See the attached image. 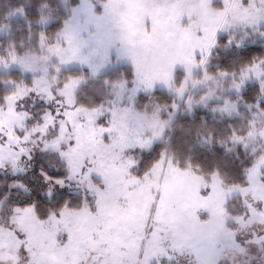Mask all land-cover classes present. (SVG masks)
<instances>
[{
	"label": "snow or ice",
	"instance_id": "1",
	"mask_svg": "<svg viewBox=\"0 0 264 264\" xmlns=\"http://www.w3.org/2000/svg\"><path fill=\"white\" fill-rule=\"evenodd\" d=\"M80 3L72 0L73 14ZM223 4L217 9L214 0L193 4L185 0H95L90 23H95L96 31L88 35H104L97 41L106 53L100 64L92 63V53L81 54L88 40L72 30L71 16L63 20L54 39L44 30L38 33L42 53L38 59L51 63L55 58V72L50 75L45 68L44 75H34L31 84L13 79L4 82L15 85V90L4 95L0 103V116L4 117L0 118V168L10 161L13 174L26 172L20 166L21 157L32 160L33 148L54 152L63 162L64 171L53 174L40 169L39 175L47 185L41 196L48 202H56L61 196L63 199L43 214L37 201L7 205L9 226H0V264H182L184 259L188 264H202L201 253L206 250L210 253L207 264H222L223 257L215 254L221 233L231 237L236 251L248 253L238 237L252 223L251 217L245 219L254 211L253 203L247 200L249 187L242 182L229 183L219 167L206 172L191 157L181 160L172 150L168 134L180 110L175 97L183 100L187 94L186 110L190 114L196 107L209 108L213 98H222L211 87L199 98L190 94L198 86L208 87L209 81L216 85L227 82L228 91L238 93L236 100L224 97V104L213 106L212 112L228 117L242 115L238 104L253 81L258 83L255 99L245 100V104L249 111L255 108L264 113V55L242 63L238 72L209 70L217 48L242 49L251 35H257L264 47V0H223ZM19 11L27 15L23 7ZM50 19L41 15L37 22L46 25ZM240 29L244 35L238 37ZM27 55L19 54L12 45L8 56L0 57V64L5 69L18 65L25 72H35L25 62ZM73 61L81 64V72L65 73ZM122 61H128L129 67L121 69L115 78L105 76L103 86L121 99L124 91L131 90L128 105L120 108L109 101L113 106L106 107L103 100L87 104L80 99L79 93L90 80L100 79L108 65L115 67ZM158 88L166 89L174 98L171 103L157 104L149 122L136 105L143 96L151 100ZM31 93L67 107L64 113L58 109L55 115L45 111L41 117L44 122L31 129L20 124L24 132L21 136L7 117L30 118L29 113H17L16 105ZM81 114L87 118L86 124L78 121ZM61 115L64 119L52 136ZM127 121L138 127H129ZM249 123L254 125L255 121ZM214 140L229 153L236 145L248 148L246 137L235 130L228 138L232 147H228V140H216L211 133L203 143L211 145ZM13 142L19 152L11 148ZM29 143L31 147L22 146ZM154 151L158 152L156 158L151 156ZM246 179L250 182L251 176ZM8 188L33 195V189L22 181ZM237 192L245 197L249 210L240 215L227 207L229 198ZM11 196L10 190L0 196V211ZM73 197L79 198L78 205L73 204ZM253 200L264 208V197L257 200L253 196ZM29 218L31 223H26ZM233 223L238 227H232ZM259 223L264 224V220ZM244 244L257 245L264 251V235L253 232Z\"/></svg>",
	"mask_w": 264,
	"mask_h": 264
},
{
	"label": "trees",
	"instance_id": "2",
	"mask_svg": "<svg viewBox=\"0 0 264 264\" xmlns=\"http://www.w3.org/2000/svg\"><path fill=\"white\" fill-rule=\"evenodd\" d=\"M71 3L65 5L63 0H0V55L1 57H7L9 51H11V46L15 45V48L19 54H35V52L40 51L38 45V33L44 30L47 35L52 38L53 35L61 28L62 22L65 18L71 16ZM47 5V7H44ZM23 7L27 15L21 14L19 9ZM43 15L45 17H51L49 22L45 24L38 23L39 17ZM29 20L31 21V29H29ZM251 31V29H249ZM244 35L243 29L238 30V37ZM257 40L256 44L252 41ZM218 53V55H217ZM264 55V47L260 46L259 37L257 35H251L246 41V45L242 49H237L234 46L225 50L224 48H217L211 64L209 65V70L215 72L217 68H225L229 71H239L240 65L254 56ZM129 65L120 67L114 71L107 72L103 74L99 80L94 81L93 84L88 85L85 89L79 93L80 99L87 104L99 103L100 99L105 100L113 93L111 88H105L103 86V78L105 76L110 78H115L119 75L121 69H127ZM50 71V70H49ZM74 74H79L80 70H71ZM18 73H21L16 67L5 69L3 65L0 64V103H3L4 95L13 91L9 84L4 83L9 79L17 78ZM41 76V73L39 74ZM98 83V84H97ZM224 83L221 87H216V94L221 96V99L213 98L209 104V108L196 107L194 113H189L187 110L183 114H178L177 122L174 124L175 129L172 135V150L177 153L181 160H186L191 157L193 163H199L203 165L205 171H209L214 167H219L221 172L225 174V179L229 183L242 182L246 186L249 185V181L246 176L251 175L252 167L255 164V157L260 151L257 146L264 144V138L261 132H264V126L258 125L259 122L264 123V113H259L257 109L253 108L249 111L245 104V100L252 102L255 99V95L258 89V83L250 81L246 90L244 91V100H241L238 104L239 112L242 115H236L233 113L231 117L222 115L219 111L212 112L211 108L215 105H223L224 97H230L232 100H236L238 93L234 90L228 91L229 84L226 86ZM222 85V84H221ZM107 89V90H106ZM201 91L197 94H193L194 97L199 98V96L207 91V88L201 86ZM96 96H102L98 98ZM92 98V100L90 99ZM172 96L166 90H158L157 94L153 96L151 101L157 103H170ZM147 96L142 97V102L138 104V109L142 111L145 110L144 102L147 105L151 102ZM33 105V110L31 113V118L26 121V127L31 129L36 125L41 119V112L47 108L46 102L41 105L40 103H31ZM18 107H21L20 102L17 103ZM184 108L187 109L184 106ZM29 110V109H28ZM28 112V111H26ZM256 113V115H253ZM259 113V114H258ZM203 118V119H202ZM255 121L252 125L249 121ZM25 124V123H24ZM233 130H235L240 135H244L248 142L247 150L244 149L242 145H236L233 152H226L224 147L216 143L215 140L211 145L203 143V139L211 133L216 140L228 138L232 135ZM257 133V139L255 132ZM251 131L252 136H247L246 134ZM24 133L22 134V136ZM260 142L256 143V140L260 139ZM16 147L15 145H12ZM231 140H228V147H232ZM31 147V146H30ZM264 147V145H263ZM12 148V147H11ZM17 148V147H16ZM37 153L32 151V160L26 159V172H21L16 174L18 176L16 179L10 178L5 185L11 184L15 179L16 181H22L29 185L33 189V195L28 197L25 195L23 190L15 193V189H7V191L12 192V196L6 203L10 204H20L24 205L31 201H37L41 214H43L48 207H55L56 203L61 201L63 197H58L56 202H48L41 196V193L47 187L43 183V178L39 175L41 168L48 171L49 173H57L64 171L63 162H53L50 157V153H43L40 151L39 147H35ZM255 150V151H253ZM53 154H56L53 152ZM239 154V158H237ZM56 157V156H54ZM25 158V157H24ZM156 158V157H153ZM55 165V167H53ZM248 169L250 171L245 172ZM4 179L0 176V183H3ZM78 191V189H77ZM3 195V194H2ZM1 195V196H2ZM78 197H73V204L78 205ZM13 201V202H11ZM19 201V203H17ZM239 203H236L238 206Z\"/></svg>",
	"mask_w": 264,
	"mask_h": 264
},
{
	"label": "rangeland",
	"instance_id": "3",
	"mask_svg": "<svg viewBox=\"0 0 264 264\" xmlns=\"http://www.w3.org/2000/svg\"><path fill=\"white\" fill-rule=\"evenodd\" d=\"M63 2L65 3V5H67L70 0H63ZM95 2V0H81L80 6L77 9L75 14H71L72 20H71V27L72 30L74 32H78L83 39L88 40V44L87 46H85L82 49L81 54L82 55H88L89 53H92V63L93 64H100L105 56V47L103 44L98 43V40H103L104 39V35L100 34L95 38L89 37L88 32L89 31H96L95 28V23H90L91 20V6L92 4ZM186 3L188 4H193L196 3L197 0H185ZM214 7L217 9H221L224 7L223 4V0H214ZM194 19L196 18L195 15L193 17ZM187 22V20L185 21ZM87 29V30H85ZM55 38V34L53 35L52 39ZM41 50L39 52H35V54H28L27 56L24 57L25 62L28 64H31L33 68L36 69L35 72L33 71H23L21 67H19L18 65H12V67H16L19 70H21V73H18L19 75H17V78L13 79L16 80L17 82L23 81L25 83L31 84L32 83V78L34 75L39 76V74L41 73V76L44 75L45 73V68L48 69L49 74H54L55 69L52 67V64H55L57 61L55 58H53L51 63L45 62L43 60L38 59L39 56H41ZM113 55V59H115V52L113 51L112 53ZM1 57V55H0ZM3 65V64H1ZM129 65L128 61H122L119 65L113 67L112 65H108L107 69H105L102 72V75L107 73V72H111L114 71L120 67ZM82 70V66L78 61H73L70 65H68L64 71L65 73L71 72V70ZM83 71L85 73L88 72V69L86 66H83ZM72 73V72H71ZM74 74V73H73ZM101 75V76H102ZM99 80V79H94V80H90L89 83L87 85L84 86V89L90 85L93 84L94 81ZM225 82H222V85H216L213 84L211 81L208 82V87L203 86V88H215L216 87H221L224 85ZM250 83V82H249ZM248 83V84H249ZM98 84V83H97ZM228 85V83H226V86ZM10 88L13 89V91L15 90V85L13 84H9ZM201 86H198L195 89H191L190 90V94H197L201 91ZM107 90V89H106ZM158 90H166V89H162V88H158ZM167 91V90H166ZM217 91V90H216ZM235 91V90H234ZM110 93H113L112 95H110L107 99L103 100L106 107H112L113 105L109 103V101H115V105L117 107H124L126 105H128L130 103L129 101V97L132 96V92L131 90H126L123 92L122 96L123 99H121L120 96L115 95L114 92L109 91ZM236 92V91H235ZM170 94V93H169ZM172 96L171 101L173 100L174 96L173 94H170ZM198 95V94H197ZM97 99L102 98V96H96ZM92 100V98H90ZM176 102L180 105V110L177 112L175 119L172 122V126L171 129L169 130V135L172 137L173 135V130L175 129L174 124L177 122V115L178 114H183L186 111V108H184V106L186 107V99H187V94L185 96V99H179L178 97H175ZM102 99H100L101 101ZM152 100V99H151ZM150 100V101H151ZM44 101L46 102V99L42 98L41 96L36 95L35 93H31L30 95H28L27 97H25L24 99L18 101L20 102L21 107H18L16 105V111L17 113H20L21 116L23 113H29L31 115L32 110H33V105L31 103H40L41 105L44 104ZM142 102V100L140 101ZM140 102L137 103V107L138 104H140ZM146 102H144L145 104ZM166 102L163 101L162 103H157V104H165ZM171 103V102H170ZM154 101H151L148 104L147 109H145L144 111L141 112V115L149 122H151L152 120V114L155 111V107L157 105ZM47 108L41 112V117L44 115L45 111H50L52 112L53 115H55L56 111L59 109V111L61 113H64L65 109H66V105L65 106H61L59 104H56L55 102H46ZM7 107V105L5 106ZM29 109V110H28ZM28 111V112H26ZM259 114V113H258ZM123 116V114H121ZM166 117V113L164 114ZM110 117V114H109ZM0 118H4L2 116H0ZM31 118V116H30ZM28 118V119H30ZM7 119L10 122V125L12 127L16 128V131L18 134H20L22 136V134L24 132L21 131L20 129V124H24L26 125V121L28 119H20L16 116H8ZM64 117L63 115L57 117V128L54 130H51V135L55 136L56 132L59 130V122L61 120H63ZM79 122L82 123H87V118L81 114L79 117H77ZM107 120V118H106ZM105 120V122H106ZM44 121L41 119L39 121V123H43ZM129 124V127L131 128H137L138 125L133 122V121H127ZM261 127L264 126V123L259 122V124ZM121 131H124L123 128H121ZM256 130H254L255 132ZM263 132V131H262ZM126 135H128L127 132H125ZM37 135H39L37 133ZM115 135V133H114ZM255 136L257 139V133L255 132ZM264 138V136H263ZM4 139L6 140L7 137H4ZM35 139V137H34ZM262 138L256 140V143H258V141L260 142ZM0 143H3V141H0ZM37 143H39V141H37ZM262 141L261 144L259 146H257V149L260 150L257 153V156L255 157V164L252 167V171H251V181L249 182V185H247L249 187V191H248V195H247V200L250 203H253L254 206V211L249 212V216H246L245 219L248 220L249 217H251V227L245 228L243 230H241L240 235L238 237V239L240 240L241 244L245 247L248 248V253L247 254H241L238 251L235 250V247L232 243L231 237L227 234V233H221L220 234V238H219V242L216 244L215 246V254H219L223 257L222 260V264H264V251L260 250V247L257 245H247L244 244V241L252 238V233L256 232L259 235H264V224L259 223V221L264 220V215H262L261 213H264V208H261L259 204H257L254 200H253V196H255L257 198V200H259L261 197H264V147L262 145ZM12 145H15V143H11V147L15 150V152H19V147H13ZM24 147H30L32 146L31 143L27 144V145H22ZM34 153H37V149L33 148ZM115 151H118V149H116ZM43 153H48V152H43ZM50 153V157L49 159H51V161L53 162V159L56 160V162L60 161L62 162L57 154H53V152H49ZM56 156V157H54ZM152 158L153 157H157L158 156V152L154 151L151 153ZM25 157V158H24ZM26 159L27 156H22L21 157V167L25 168L26 170L29 168L26 167ZM23 173V172H22ZM19 174V173H18ZM16 174H13V169L11 166V162L10 161H6L5 167L0 168V176L3 177L4 182L0 183V196L2 194L5 193V191L8 189L6 188L7 186L5 185V182H7L10 178H14ZM18 176L15 177V179ZM13 179L15 182L16 180ZM12 182V183H13ZM15 189V193H17L19 190V188H14ZM244 200L245 197L242 196L239 192L235 193L231 198H229L227 207L228 210L233 213L234 215H240L242 213L248 212V208L246 207V205L244 204ZM13 202V201H11ZM7 203V202H6ZM17 203H19V201H17ZM236 203H239L238 206H236ZM9 221V210L8 208L5 206L3 211H0V226H4V227H8ZM26 223H31L30 218L28 220H26ZM231 223V222H230ZM232 227H238V225L236 224H232ZM209 251H204L201 253V262L202 264H207V261L209 259ZM182 264H188V260L184 259L182 260ZM193 264H195V261H193Z\"/></svg>",
	"mask_w": 264,
	"mask_h": 264
}]
</instances>
